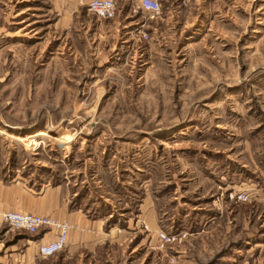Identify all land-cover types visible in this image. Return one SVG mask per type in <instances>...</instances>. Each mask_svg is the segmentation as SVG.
Returning <instances> with one entry per match:
<instances>
[{
  "label": "rangeland",
  "instance_id": "1",
  "mask_svg": "<svg viewBox=\"0 0 264 264\" xmlns=\"http://www.w3.org/2000/svg\"><path fill=\"white\" fill-rule=\"evenodd\" d=\"M116 1L0 0V191L92 238L42 258L0 213V264H264V0Z\"/></svg>",
  "mask_w": 264,
  "mask_h": 264
},
{
  "label": "built area",
  "instance_id": "2",
  "mask_svg": "<svg viewBox=\"0 0 264 264\" xmlns=\"http://www.w3.org/2000/svg\"><path fill=\"white\" fill-rule=\"evenodd\" d=\"M139 9L149 15L151 19H158L162 15V4L159 0H133ZM81 4L87 6L88 11L97 18L104 21H113L118 15V4L116 0H90ZM142 38L148 39L147 34ZM2 222L14 230L26 231L31 235L53 234L54 239L48 243L39 245V255L49 258L65 249L68 244L70 233L79 231L80 227L73 226L68 222L59 221L51 216L35 215L30 213L6 212L1 215ZM162 239L169 240L166 235Z\"/></svg>",
  "mask_w": 264,
  "mask_h": 264
},
{
  "label": "crops",
  "instance_id": "3",
  "mask_svg": "<svg viewBox=\"0 0 264 264\" xmlns=\"http://www.w3.org/2000/svg\"><path fill=\"white\" fill-rule=\"evenodd\" d=\"M106 23H114V27H112V29L118 31L120 25L117 27L115 23H121V21L113 20L106 21ZM19 185L20 184L18 183V186ZM22 186L25 187L24 184H22ZM28 187H25L24 189L19 188L15 191V186L12 185V187L7 186L0 191V213H5L11 210L17 211V208H19L22 212L44 216L49 215L59 220L69 221L72 224H81L82 227H86L89 224L91 225V222L86 216L81 214V211L71 208L70 203L66 200V192L62 187L53 189L54 194H57L54 197L51 194L52 191H47L45 188L41 187V189L36 190L37 192H35L28 189ZM6 196H10V205L4 204L3 199H5ZM38 239L37 253L39 255V245L50 242L54 239V235L48 234L45 237H43V235H39ZM91 239V233L85 229L83 231H72L70 233L69 243L65 247L64 251L67 249L77 250L79 247L91 245Z\"/></svg>",
  "mask_w": 264,
  "mask_h": 264
}]
</instances>
